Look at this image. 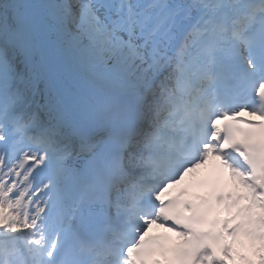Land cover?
Here are the masks:
<instances>
[{"label": "snow or ice", "instance_id": "1", "mask_svg": "<svg viewBox=\"0 0 264 264\" xmlns=\"http://www.w3.org/2000/svg\"><path fill=\"white\" fill-rule=\"evenodd\" d=\"M0 264H264V0H0Z\"/></svg>", "mask_w": 264, "mask_h": 264}]
</instances>
